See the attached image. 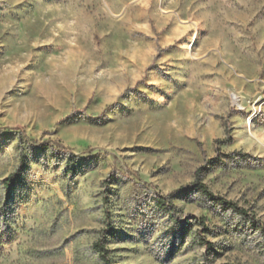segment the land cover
I'll return each mask as SVG.
<instances>
[{
    "label": "rangeland",
    "instance_id": "1",
    "mask_svg": "<svg viewBox=\"0 0 264 264\" xmlns=\"http://www.w3.org/2000/svg\"><path fill=\"white\" fill-rule=\"evenodd\" d=\"M96 244L264 264V0H0V264Z\"/></svg>",
    "mask_w": 264,
    "mask_h": 264
},
{
    "label": "trees",
    "instance_id": "2",
    "mask_svg": "<svg viewBox=\"0 0 264 264\" xmlns=\"http://www.w3.org/2000/svg\"><path fill=\"white\" fill-rule=\"evenodd\" d=\"M15 130H20L21 134H22V135L20 134V137L23 138V136H24V138L27 140V142L29 144H31L32 146H34V147L39 146L41 148H45L46 149V148H49L51 146V144L48 143V142L47 143L43 142V143L39 144V143H37L35 141H32L28 137H25L26 135L24 134V131H23L22 127H16ZM190 187L200 191L203 195H205L209 199L221 202L226 208L233 210L238 215L247 216V211L245 209L237 206L235 203H232L230 201H225L221 197L214 196L212 193H210L208 191L206 186H204L202 183H197L196 182V183H193ZM181 190H184V189H180V191ZM172 196H173V194H168V195H165V196L159 194L157 196V199H156V206H157V208L159 210L163 211L164 213H167L170 216H175L177 211H176V206L172 202ZM201 240L203 242V245L206 247V249H210L211 248L212 244L207 242L205 240V238H202ZM95 248H96L97 252L99 253L100 258L102 259L103 263L104 264H111L109 259H108V257H107L106 249H104V247L102 245H98V244L95 245Z\"/></svg>",
    "mask_w": 264,
    "mask_h": 264
}]
</instances>
